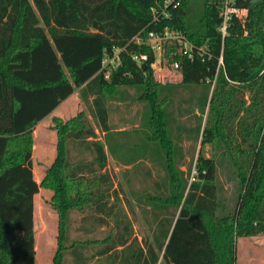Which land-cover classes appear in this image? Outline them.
Masks as SVG:
<instances>
[{"label": "trees", "instance_id": "obj_1", "mask_svg": "<svg viewBox=\"0 0 264 264\" xmlns=\"http://www.w3.org/2000/svg\"><path fill=\"white\" fill-rule=\"evenodd\" d=\"M222 1L181 0L167 8L168 17H158L152 7L162 11L163 0H147L139 11L130 0H0V264H36L39 183L33 170V128L80 88L93 97L96 124L111 132L110 84L146 86L150 139L162 145L166 159L160 169L164 180H153L157 192L140 205L152 204L160 236L156 244L133 236L129 196L121 185L114 188L104 143L84 119L65 134V141L88 147L93 159L71 161L68 151L61 153L45 181L63 171L65 181L95 183L80 202L65 201L59 185V200L66 202L58 206L63 220L66 208L76 206L85 214L84 224L110 225L114 216L116 228L105 241L64 243L63 256L71 255L73 264H237L238 238L264 234V0H231L247 14L233 19L224 42ZM166 26L206 52L189 58L177 43L165 51L169 65L179 62L183 84L202 85L206 100L211 91L190 181L175 160L166 120L169 98L155 101L162 88L154 81L155 53L146 42L133 40H145L150 30ZM116 50L120 63L104 65ZM222 51L224 63L217 72ZM134 53H148L149 60L139 64ZM208 79H215L213 89Z\"/></svg>", "mask_w": 264, "mask_h": 264}, {"label": "rangeland", "instance_id": "obj_2", "mask_svg": "<svg viewBox=\"0 0 264 264\" xmlns=\"http://www.w3.org/2000/svg\"><path fill=\"white\" fill-rule=\"evenodd\" d=\"M130 1L137 11L147 3V0ZM153 66L154 81L162 87L155 101L161 103V97L169 98L165 108L166 120L174 141L175 160L187 172L190 181L196 173L195 162L201 148L199 128L205 122L211 91H208L209 96L206 100L207 91L202 85L183 84L181 72L172 69L171 66L166 67L157 62ZM66 73H69L67 69ZM106 91L111 132H103L96 124L93 97L84 96L80 88L33 128L31 133L33 170L34 177L39 183L34 211L36 264H73L71 255L63 256L64 243L69 246L74 239L105 241L114 234L116 228L114 216L110 218V225L84 224L85 214L76 206L66 208L67 220L66 222L63 220L59 207L65 206L67 200L75 199L80 202L84 194L96 186L95 183L65 181L62 179L63 171L59 172L61 176L50 175V182L45 181L48 169L59 163L58 157L61 153L65 156L68 151L71 161L93 159L88 147L78 146L71 139L65 141V134L80 127L84 119L95 128L97 139L104 143L108 155L107 168L113 177L114 188L121 185L129 196L131 205L130 209L126 210L133 225V236H138L139 239L148 237L154 244L160 236L157 218L154 212H150L154 210L152 204L140 205L141 202L147 201L144 197L150 192H157L153 180H164L165 173L160 169L166 159L162 145L150 139L153 133L150 124L152 107L151 102L143 96L146 86L110 84ZM150 93L151 91L147 94L156 97ZM147 94L146 96H149ZM202 109H205L204 114ZM204 149L206 156L211 155L210 146L206 145ZM145 155L152 160H145ZM60 184L66 191L65 201L59 200L57 188ZM89 250L93 251L94 248ZM237 253V264H264V234L238 238Z\"/></svg>", "mask_w": 264, "mask_h": 264}, {"label": "built area", "instance_id": "obj_3", "mask_svg": "<svg viewBox=\"0 0 264 264\" xmlns=\"http://www.w3.org/2000/svg\"><path fill=\"white\" fill-rule=\"evenodd\" d=\"M180 3L181 0H163V4L161 5V7L163 8L162 11L158 12V9L155 6L152 7V10L156 13L158 17H159V13H161L162 15L164 14L165 17H168L169 13L167 11V8L172 4L177 6ZM246 14H247V9L235 5L234 2H232L231 0L222 1V3L220 4V11H219V16L221 18V24L219 30L221 31L223 42L228 33V28L231 22L233 21V19L235 17H244ZM157 16L155 17V20L158 19ZM133 40H135L138 43L144 41L152 48V50L155 53V60L153 61L152 66L157 62L159 65H165L166 67L171 66L172 69L174 70H178L180 66L178 61L172 62L169 65L168 59L165 57L166 46L168 44L177 43L179 46V51L183 55L188 56L189 58H195L198 56L202 57L206 53L203 47L194 45V43L186 39V37L179 30L171 29L169 28V26L164 27L160 31L150 30L145 40H143L139 36L135 37ZM118 51L119 50H116L114 56L112 57L109 56L105 57L104 65H107L109 63L113 65L119 64L120 58L118 55ZM132 58L135 61H137L139 64H146V61L149 60V54L134 53L132 55ZM223 63H224V56L222 51L218 58L217 72L220 66L223 65ZM207 81L212 82V89H213L215 84V79L212 81L208 79ZM192 179H194V177H192Z\"/></svg>", "mask_w": 264, "mask_h": 264}, {"label": "crops", "instance_id": "obj_4", "mask_svg": "<svg viewBox=\"0 0 264 264\" xmlns=\"http://www.w3.org/2000/svg\"><path fill=\"white\" fill-rule=\"evenodd\" d=\"M55 111V110H54ZM84 216V215H83Z\"/></svg>", "mask_w": 264, "mask_h": 264}, {"label": "water", "instance_id": "obj_5", "mask_svg": "<svg viewBox=\"0 0 264 264\" xmlns=\"http://www.w3.org/2000/svg\"><path fill=\"white\" fill-rule=\"evenodd\" d=\"M145 65V64H144Z\"/></svg>", "mask_w": 264, "mask_h": 264}]
</instances>
